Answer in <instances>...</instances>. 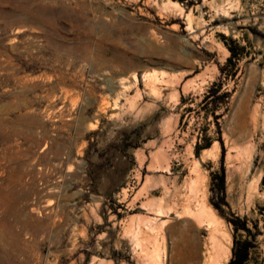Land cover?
I'll list each match as a JSON object with an SVG mask.
<instances>
[{
    "label": "rangeland",
    "instance_id": "obj_1",
    "mask_svg": "<svg viewBox=\"0 0 264 264\" xmlns=\"http://www.w3.org/2000/svg\"><path fill=\"white\" fill-rule=\"evenodd\" d=\"M263 178L264 0H0V264H264Z\"/></svg>",
    "mask_w": 264,
    "mask_h": 264
},
{
    "label": "bare ground",
    "instance_id": "obj_2",
    "mask_svg": "<svg viewBox=\"0 0 264 264\" xmlns=\"http://www.w3.org/2000/svg\"><path fill=\"white\" fill-rule=\"evenodd\" d=\"M45 17H47V15ZM40 22H44V21H40ZM196 214L198 216L205 218L206 221H208V226H211L213 224V216L210 212H205L203 204L199 205ZM217 232L218 231L214 227L212 232L209 234V237L204 239L203 242L200 241L199 239H193L192 242H185L184 241L185 238H181L180 241L184 244V247L181 248L180 250L184 255L183 264H227L228 263V256H227L228 248L226 245L227 243L223 241V238H221V236H219Z\"/></svg>",
    "mask_w": 264,
    "mask_h": 264
},
{
    "label": "trees",
    "instance_id": "obj_3",
    "mask_svg": "<svg viewBox=\"0 0 264 264\" xmlns=\"http://www.w3.org/2000/svg\"><path fill=\"white\" fill-rule=\"evenodd\" d=\"M230 52L234 56V49L229 48ZM231 57L228 59L231 61ZM220 183L218 185L219 191H223V176H220ZM262 184L264 185V178L262 180ZM229 222H231L234 226V231L237 233L239 230H242L246 235H248L250 238L245 239H237L235 238L233 241V247H232V257L228 264H246L249 259V253L250 249L253 245V241L255 239V235L251 234V231L249 228H247L245 221L240 219H232Z\"/></svg>",
    "mask_w": 264,
    "mask_h": 264
}]
</instances>
